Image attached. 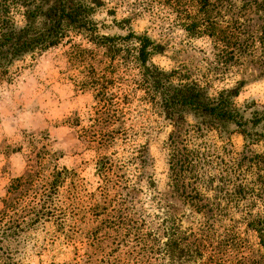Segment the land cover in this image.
Returning a JSON list of instances; mask_svg holds the SVG:
<instances>
[{
    "label": "trees",
    "instance_id": "1",
    "mask_svg": "<svg viewBox=\"0 0 264 264\" xmlns=\"http://www.w3.org/2000/svg\"><path fill=\"white\" fill-rule=\"evenodd\" d=\"M142 1L149 9L167 8L188 40L207 39L217 62L224 67L238 65L243 58L257 52L264 58V25L255 36L246 31L244 19L245 10L251 5L264 14V0ZM38 13L36 0H0V84L10 83L16 76V70H12L16 62L32 60L65 39L71 44V35L84 36L89 49L72 45L71 51L73 58L85 56L92 63L89 80L79 85L92 92L96 101L89 113V131L83 129L91 142L108 149L120 139L136 136L129 124V113L119 107L130 104L132 94L138 91L143 92L141 102L158 109L173 124L174 131L167 143L168 187L200 217L195 228H184L178 218L167 215H138L129 196L130 187L125 185L126 174L118 162L103 156L95 163L101 181L121 192L119 205L126 208L128 215L124 217L121 213L115 221L117 228L123 229L125 237L134 244L129 253L131 264H232L228 259L231 253L239 257L235 264H264V254L256 249V246L264 248V209L256 206L257 202L264 206V182H246L241 162L225 161L219 148L207 138L213 130L222 134V130L233 127L249 144L264 141V104L248 103L237 108L235 90H222L216 96H209L207 86L187 73L160 70L150 64L162 50L156 41L132 31L124 36L98 35L92 18L94 7L79 0H61L50 7L39 30H31L29 24L18 27L15 16L27 23L25 17L35 18ZM133 70L137 74H130ZM120 74L126 77L123 85L129 87L128 83H132L135 89L117 86ZM188 114L199 122L190 125L186 120ZM79 123V118H74L71 124L78 127ZM189 138L201 143L192 148ZM29 147L35 157L30 171L11 184L9 197L3 201L0 264H14L11 241L48 214L45 208L29 206L20 215L8 216L15 211V201L37 191L41 192L40 201L51 198L62 180L70 175L56 165L38 188L36 182L44 168L40 159L54 154L50 155L45 147L36 153L35 140L29 142ZM134 150L137 156L131 160L140 164L139 171H144L147 149L138 146ZM222 151L227 152L226 147ZM148 186L153 188L151 179ZM155 194L156 200L162 202L160 194ZM246 251L249 255H245Z\"/></svg>",
    "mask_w": 264,
    "mask_h": 264
},
{
    "label": "rangeland",
    "instance_id": "2",
    "mask_svg": "<svg viewBox=\"0 0 264 264\" xmlns=\"http://www.w3.org/2000/svg\"><path fill=\"white\" fill-rule=\"evenodd\" d=\"M59 1L36 0L38 15L25 17L27 23L15 16L18 27L29 24L31 30H39L45 12ZM79 2L94 7L92 18L98 35L124 36L132 31L156 41L162 50L150 64L160 70L187 73L207 86L209 96H216L222 90H235L237 108L248 103L264 104V58L259 52L243 58L238 65L224 67L217 62L210 42L205 38L188 40L165 7L149 9L142 0ZM248 8L244 16L246 31L256 36L264 25V14L254 5ZM70 40L71 44L65 39L32 60L16 62L12 69L16 70V76L10 83L0 84V214L4 211L3 201L9 197V187L25 177L31 161L35 160L30 141L35 140L36 153L45 147L50 155L54 154L40 159L44 168L36 182L38 188L44 185L56 165L59 170L65 168L70 173L51 198L40 201L41 192L37 191L15 201V211L8 216L20 215L29 206L45 208L48 214L11 241L12 262L128 264L134 244L125 237L123 229L117 228L115 221L121 213L124 217L128 213L119 205L121 192L107 187L97 175L95 163L100 157H110L122 167L127 177L125 185L130 187L129 196L134 200V211L138 215L178 218L184 228H195L200 217L168 187L167 143L174 127L158 109L140 101L143 92L133 93L130 104L119 107L129 113L135 137L120 139L108 149H101L88 139L83 129L89 131V113L96 101L92 92L79 85L89 80V64L92 63L85 56L73 58L71 50L72 45L89 49L90 44L84 36L71 35ZM137 72L133 70L130 74ZM125 78L117 80V86L135 89L132 83H128L129 87L123 85ZM74 118L80 120L78 127L71 124ZM186 120L190 125L199 122L191 114L186 115ZM217 131L209 132L207 138L219 148L221 158L241 162L246 182H264V141L249 144L233 127L222 130V134ZM188 140L192 148L201 143V140ZM138 146H144L148 153L144 171H139L140 164L131 160L137 156L134 148ZM224 147L227 152L222 151ZM150 179L152 189L148 186ZM155 193L160 194L162 202L156 200ZM256 206L264 209L260 202ZM256 249L264 254V248L256 246ZM245 255L249 253L246 251ZM238 258L232 253L228 257L232 264Z\"/></svg>",
    "mask_w": 264,
    "mask_h": 264
}]
</instances>
